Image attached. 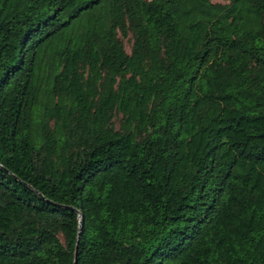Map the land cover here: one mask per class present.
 <instances>
[{
	"label": "trees",
	"instance_id": "trees-1",
	"mask_svg": "<svg viewBox=\"0 0 264 264\" xmlns=\"http://www.w3.org/2000/svg\"><path fill=\"white\" fill-rule=\"evenodd\" d=\"M0 264H264V0H0Z\"/></svg>",
	"mask_w": 264,
	"mask_h": 264
},
{
	"label": "rangeland",
	"instance_id": "rangeland-1",
	"mask_svg": "<svg viewBox=\"0 0 264 264\" xmlns=\"http://www.w3.org/2000/svg\"><path fill=\"white\" fill-rule=\"evenodd\" d=\"M211 1L212 2H223V0H211ZM124 42H125V49L128 52L129 51L130 43L127 40H124Z\"/></svg>",
	"mask_w": 264,
	"mask_h": 264
},
{
	"label": "water",
	"instance_id": "water-1",
	"mask_svg": "<svg viewBox=\"0 0 264 264\" xmlns=\"http://www.w3.org/2000/svg\"><path fill=\"white\" fill-rule=\"evenodd\" d=\"M79 221H80V224H81V222H82V219H81V217L79 218ZM74 262H75V259H74Z\"/></svg>",
	"mask_w": 264,
	"mask_h": 264
}]
</instances>
